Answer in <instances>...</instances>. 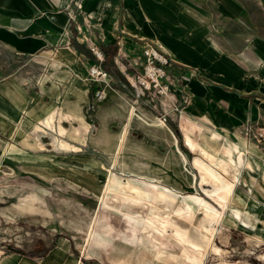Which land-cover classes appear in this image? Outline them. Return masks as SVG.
Returning a JSON list of instances; mask_svg holds the SVG:
<instances>
[{
	"label": "rangeland",
	"instance_id": "obj_1",
	"mask_svg": "<svg viewBox=\"0 0 264 264\" xmlns=\"http://www.w3.org/2000/svg\"><path fill=\"white\" fill-rule=\"evenodd\" d=\"M247 7L252 14L253 4ZM244 18L237 17L238 33L245 30ZM126 19L131 20L127 13ZM100 26L71 24L73 35H86L78 39L82 44L71 45L83 54H74L75 67L70 59L61 64L53 51L26 57L0 46V258L9 264L40 263L59 247L58 264H264V187L256 186L260 183L248 174V162L241 163L242 149L235 145L239 128L249 147L264 150L256 138L262 125L239 122L229 103L205 109L202 119L195 109L182 112L190 94L185 101L166 100L171 87L161 94L142 90L137 78L143 73L142 52L153 48L163 55L156 39L144 40L137 57L118 56L111 44L108 59ZM114 28L119 31L120 23L106 25L110 32ZM232 42L235 59L243 62L240 53L252 40ZM97 50L104 54L103 80L89 74L98 64ZM250 75L257 80L251 93H262L260 68ZM77 88L84 95L79 114H73L65 100L74 101ZM54 103L53 120L46 125L43 111ZM123 128L126 139L116 149ZM101 130L105 141L99 140ZM251 154L250 148L243 159ZM225 163L232 167L224 168ZM109 173L131 192L139 185L161 197H152L149 207L144 201L111 199L102 211L97 192ZM235 173L238 180L232 179ZM230 191L233 200L224 204ZM206 237H212L207 252ZM212 244L221 253H212Z\"/></svg>",
	"mask_w": 264,
	"mask_h": 264
},
{
	"label": "crops",
	"instance_id": "obj_2",
	"mask_svg": "<svg viewBox=\"0 0 264 264\" xmlns=\"http://www.w3.org/2000/svg\"><path fill=\"white\" fill-rule=\"evenodd\" d=\"M250 3L254 6L252 14L247 7ZM126 13L131 17L129 23ZM239 14L245 17V22H240L245 24V30L238 33ZM118 23L119 31L106 29V25ZM71 24L101 25L99 38L105 39L107 46L115 44L118 56L131 53L137 57L134 54L145 45L144 40L156 39L158 48L159 44L165 47L166 51L159 50L168 59V70L181 75V82L171 87V93L164 95L166 100L177 97L185 101L186 94H190L192 97L182 112L195 109L202 119L208 108L224 109L222 105L229 103V109L239 122L252 120L264 126V86H261L262 93H251L257 90V80L250 75L260 68V77L264 79V1L0 0V46L18 55L41 57L47 51H53L60 55L61 64L70 57L76 60L74 54L83 56L71 45L73 42L82 44L78 39L84 40L86 35H73ZM96 32L91 30V34ZM227 39L229 42H225ZM243 39L252 42L240 53L243 61L240 62L234 57L232 41ZM66 49L72 53H63ZM72 60L69 65L75 67L76 62ZM74 94L75 100L66 99L65 103L71 110L69 113L79 114V101L84 93L76 89ZM153 121L163 125L159 118ZM235 134L239 143H233L240 145L237 146L239 149L245 152L251 148L255 152L246 160L242 155L241 163L243 160L248 162V174L264 187V150L249 147L248 136L241 129L237 128ZM236 177L238 180L237 174L232 179L236 180ZM56 249L59 251V247ZM54 251L40 263L23 260L20 264H46L47 261L58 264L60 260L52 257ZM0 264H9V261L0 258Z\"/></svg>",
	"mask_w": 264,
	"mask_h": 264
},
{
	"label": "bare ground",
	"instance_id": "obj_3",
	"mask_svg": "<svg viewBox=\"0 0 264 264\" xmlns=\"http://www.w3.org/2000/svg\"><path fill=\"white\" fill-rule=\"evenodd\" d=\"M146 2V1H145ZM130 6V5H129ZM159 49L161 51H166L165 50V47L162 45V44H159ZM63 53L69 55L71 52L70 49H66L63 51ZM158 56L163 59V57L161 55L158 54ZM70 59L72 60L73 57H70ZM66 73V72H65ZM67 74V73H66ZM65 74V75H66ZM69 74V73H68ZM100 80H103V78H101ZM78 91H80L81 89L77 88ZM170 97V96H169ZM16 99H18V97H16ZM55 110H56V104H51L49 105L48 107H46L43 111V114L45 116V124L46 125H51V122L53 120V117H54V114H55ZM56 116V115H55ZM63 117V113L62 111L59 112V118H62ZM156 121H159L158 119H156ZM57 122V121H56ZM43 124V123H42ZM56 125V124H55ZM53 126V125H52ZM51 127V126H50ZM53 128V127H52ZM59 132H62L64 130V128L62 127V125H60V123L57 124V128ZM55 129V130H56ZM66 129V128H65ZM106 139V136L104 134V131L101 130L100 131V136H99V140H103L105 141ZM126 139V129L123 128L121 129V131L119 132V134L117 135V142H116V149H122V144L124 143ZM213 139V138H211ZM58 142V141H57ZM59 142H65V141H59ZM67 142V141H66ZM39 145V144H38ZM65 145V144H64ZM68 145V144H67ZM224 145V144H223ZM72 146V145H71ZM69 146V147H71ZM223 149H226L227 148V145L225 144L224 146H222ZM243 150L241 151L242 155H243ZM214 157V156H213ZM221 165V164H220ZM224 168L226 169H230V167L228 165H225L223 164ZM108 171V170H107ZM69 179V178H68ZM236 180H237V177H236ZM70 181V180H69ZM100 186V185H99ZM258 188H261L262 186L260 185H256ZM87 189V188H86ZM134 192H131L127 189V185L124 184L123 182H121L115 175L113 174H110L109 173V176L107 178V180L101 185L99 191L97 192V201H100L101 202V209L102 211L105 209V206L104 204L108 203V201H110L111 199L112 200H117V201H126V202H129L130 204L132 205H136V204H142V201H144L143 205L146 206V207H149V203L151 201H154V199L152 197H155V198H159L161 197V192L158 191V190H146L145 188L139 186V185H134ZM264 193V192H262ZM34 194V193H33ZM35 195V194H34ZM110 196H112V198H110ZM238 196V195H237ZM96 197V196H95ZM94 197V198H95ZM141 197L144 199L142 200ZM233 200V197H231V191L227 193V195L225 196V199H224V204H226V202H230ZM244 201V200H243ZM110 204V203H109ZM245 204V203H244ZM32 204H30L31 206ZM100 205V204H99ZM125 205V204H124ZM129 205V204H128ZM21 206V205H20ZM33 207V205H32ZM124 207V206H123ZM26 208V206H25ZM139 208V207H138ZM127 209H128V206H127ZM146 209V208H145ZM148 210V209H147ZM30 211V209L28 210ZM101 211V212H102ZM149 213V212H148ZM153 215H155L157 218H159L160 220H165L166 217L160 215L159 213H151ZM94 216V214H92ZM218 218H220V214L217 215ZM217 218V219H218ZM92 219V218H91ZM95 219H93L92 224H90L88 226L89 227H93V223H94ZM170 223V222H169ZM91 230L89 229L88 230V233L87 234H90ZM89 236V235H88ZM213 237V236H212ZM212 237L208 238L206 240L205 243H203L204 245L202 246H205L206 250L205 252H207V249L208 247L210 246L211 244V240H212ZM87 239V238H86ZM248 240L250 241H254V242H258L259 241V238H254V239H251V238H248ZM200 241V239H199ZM202 241V240H201ZM171 246V244H170ZM210 251L212 253H221V248L217 247L215 244H212L211 247H210ZM58 252V250L56 249L53 253H52V257H55L56 256V253ZM176 260V259H175ZM174 261V260H173ZM51 263V261H47L46 264H49Z\"/></svg>",
	"mask_w": 264,
	"mask_h": 264
},
{
	"label": "built area",
	"instance_id": "obj_4",
	"mask_svg": "<svg viewBox=\"0 0 264 264\" xmlns=\"http://www.w3.org/2000/svg\"><path fill=\"white\" fill-rule=\"evenodd\" d=\"M98 64L90 69V76L95 78H103L106 73L101 68V64L104 60V54L99 50L94 52ZM145 57L143 65V73L137 75V78L141 80L142 90L151 91L153 90L156 94H161L169 87L177 85L181 82V75L176 72H170L169 63L166 56L159 54L155 49L145 48L142 52ZM161 55L163 59L159 56ZM145 78V79H144ZM246 131H251V126L245 127ZM257 137L262 143H264V126L256 128Z\"/></svg>",
	"mask_w": 264,
	"mask_h": 264
},
{
	"label": "trees",
	"instance_id": "obj_5",
	"mask_svg": "<svg viewBox=\"0 0 264 264\" xmlns=\"http://www.w3.org/2000/svg\"><path fill=\"white\" fill-rule=\"evenodd\" d=\"M111 47H112V45H109L107 47L106 46L102 47V51L104 52V54L106 55V57L108 59H110L111 55H112V52H110ZM104 67H105V69H107V65H104Z\"/></svg>",
	"mask_w": 264,
	"mask_h": 264
}]
</instances>
